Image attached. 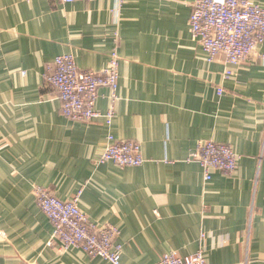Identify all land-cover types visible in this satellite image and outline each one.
<instances>
[{
	"label": "crops",
	"instance_id": "crops-1",
	"mask_svg": "<svg viewBox=\"0 0 264 264\" xmlns=\"http://www.w3.org/2000/svg\"><path fill=\"white\" fill-rule=\"evenodd\" d=\"M194 3L0 0V264H109L60 250L35 186L63 201L83 189L88 219L119 228L122 264L200 250L209 264H264V43L239 67L223 55L208 63L191 33ZM117 42L118 98L103 88L96 104H113L112 125L64 117L48 68L73 54L100 71ZM110 134L138 142L146 162L99 164ZM208 140L239 156L232 175L207 182L187 162Z\"/></svg>",
	"mask_w": 264,
	"mask_h": 264
},
{
	"label": "built area",
	"instance_id": "built-area-1",
	"mask_svg": "<svg viewBox=\"0 0 264 264\" xmlns=\"http://www.w3.org/2000/svg\"><path fill=\"white\" fill-rule=\"evenodd\" d=\"M71 4L78 0H55ZM88 2L96 0H85ZM123 3V0H118ZM190 28L199 41L208 63L223 55L226 63L239 67L264 43V8L254 0H195ZM118 40V35H116ZM264 61V54L261 56ZM121 57L118 42L112 49L108 64L100 71L79 69L73 54L55 59L48 68L45 85L53 89L61 102L62 114L69 120L89 122L103 119L111 126L115 118L113 104L106 113L96 109L99 91L106 88L114 103L118 98ZM229 69L224 77L229 79ZM223 90H219L222 94ZM239 156L229 144L213 140L199 141L187 162L203 169L205 181L212 180V172L232 175L238 168ZM146 162L141 145L136 141L118 140L110 134L98 163H113L119 167H140ZM83 189L71 200L56 198L48 189L35 186L34 195L40 210L54 227V242L62 251L79 249L92 258L109 264H122L124 247L119 242L120 230L114 225L98 226L80 209ZM204 239V235H202ZM55 243V245H56ZM54 246V243H51ZM157 264H209L204 250L188 257L176 253L165 254Z\"/></svg>",
	"mask_w": 264,
	"mask_h": 264
}]
</instances>
